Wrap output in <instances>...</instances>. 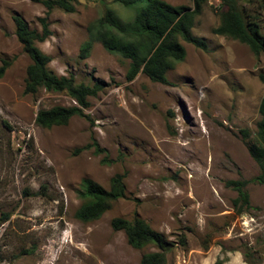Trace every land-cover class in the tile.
<instances>
[{
    "label": "rangeland",
    "instance_id": "rangeland-1",
    "mask_svg": "<svg viewBox=\"0 0 264 264\" xmlns=\"http://www.w3.org/2000/svg\"><path fill=\"white\" fill-rule=\"evenodd\" d=\"M148 1L77 0L73 12L47 16L33 0H0V66L9 63L0 78V264H140L158 250L133 249L111 228L113 219L131 221L135 213L173 245L166 264H264V187L251 183L260 171L248 153L264 95V53L213 35L219 3L208 0L191 30L206 50L181 42L185 58L166 74L168 85L141 73L127 82L130 61L94 38L105 31L139 41L144 33L134 16ZM159 1L193 8L191 0ZM243 6L264 34V8ZM107 10L118 29L101 25ZM16 15L38 32L47 16L51 36L35 46L51 58L52 73L103 83L83 111L88 120L35 125L39 111L76 104L61 93L24 94L31 61L14 34ZM86 42L91 51L80 60ZM92 142L105 153L83 149ZM117 174L126 198L96 221H78L82 181L108 190ZM230 181L248 182L250 209L242 215L232 209Z\"/></svg>",
    "mask_w": 264,
    "mask_h": 264
},
{
    "label": "trees",
    "instance_id": "trees-1",
    "mask_svg": "<svg viewBox=\"0 0 264 264\" xmlns=\"http://www.w3.org/2000/svg\"><path fill=\"white\" fill-rule=\"evenodd\" d=\"M40 3L46 9V15L54 10L64 13L74 11L73 4L77 0H33ZM122 5H131L141 0H114ZM193 8L174 7L163 1L150 0L135 14L134 22L143 31L144 37L134 42L123 36H116L105 31H97L94 38L109 52H117L124 59L130 61L126 73V81L132 82L141 73L152 83L168 85L166 74L174 70L176 65L185 58V49L181 42L193 45L200 50H206L203 40L195 38L191 34L195 17L201 12L202 6L208 0H191ZM219 25L212 30V34L227 37L246 46L250 52L259 56L264 53V34L258 21V16L247 11L244 4L257 3L259 8H264V0H217ZM47 16L39 19L41 32L30 29L28 24L19 15L13 17L17 41L22 51L30 59L31 63L26 69L24 82V94L34 95L40 90L46 92L66 94L76 106L53 107L42 110L36 114L35 125L42 129H50L57 126H66L75 117L88 120L83 111L90 106L89 98H95L102 91L103 83L96 82L92 86L76 84L73 75L57 76L48 69L51 58L43 54L36 43L44 42L51 32L47 25ZM101 25L118 29V24L113 13L107 10L100 20ZM92 44L84 43L79 50L78 58H88ZM9 67V63L3 62L0 66V78ZM258 79L264 84V74ZM259 121L256 124V133L253 143L248 148L251 159L256 163L260 173L251 180L264 187V95L258 107ZM246 135L245 132H242ZM83 149H94L96 155L105 153L96 142L86 145ZM105 161V160H104ZM247 181H230L226 186L237 193L232 200V209L236 215H242L250 209L249 196L243 190ZM83 190L79 193L82 200L81 206L75 213V218L82 223H90L98 220L105 212L110 210L112 204L126 198V189L123 175H115L111 178L109 189L105 190L95 182L85 179L82 181ZM6 221V216L1 225ZM111 228L115 232L125 235L127 244L133 249L140 250L146 246H154L158 252L142 256L140 264H166V254L171 251L173 245L160 233L155 232L137 214L131 221L115 218L111 221ZM219 264V263H216Z\"/></svg>",
    "mask_w": 264,
    "mask_h": 264
},
{
    "label": "built area",
    "instance_id": "built-area-1",
    "mask_svg": "<svg viewBox=\"0 0 264 264\" xmlns=\"http://www.w3.org/2000/svg\"><path fill=\"white\" fill-rule=\"evenodd\" d=\"M26 143H27V141H26Z\"/></svg>",
    "mask_w": 264,
    "mask_h": 264
}]
</instances>
